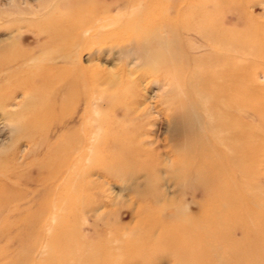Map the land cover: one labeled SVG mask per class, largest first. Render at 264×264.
Listing matches in <instances>:
<instances>
[{
	"label": "bare ground",
	"instance_id": "bare-ground-1",
	"mask_svg": "<svg viewBox=\"0 0 264 264\" xmlns=\"http://www.w3.org/2000/svg\"><path fill=\"white\" fill-rule=\"evenodd\" d=\"M25 1L27 5L22 7V0H12L11 12L16 17L11 25L17 28L10 38L21 44L28 42V49L1 60L0 70L5 73L0 76V90L17 83L20 86L24 77L32 90L37 89L41 102L36 108L40 114L33 117L30 126L40 140L31 152L14 149L7 156H0V165L11 164L24 171L0 172V225L13 219L0 229V245L5 242L0 247V264H64V211L72 200L70 192H65V182H73L72 177L77 176L73 172L67 174L66 169L78 162L77 154L84 157L82 149L88 141L64 147L62 152L52 149L49 142L75 121L79 106L85 105L82 116L99 106L93 97L99 82L85 67L94 66L95 58L91 54L89 65H85L83 54L109 44V17L113 19V13L129 19L128 24L134 19H162L165 25L158 27L168 26L172 32V36L162 40L175 42L176 58L185 52L205 66L197 81L202 90L187 96L186 104L180 105V114L174 110L167 117L166 132L170 135L165 139L172 147L170 152H185L173 155L170 166L172 171L182 170L181 177L193 183L186 185L185 192L189 193L194 185L201 191H191L190 202L182 198L180 205L172 208L170 220L159 221L137 213L139 221L161 228V237L169 242L184 244L190 240L195 244L199 237L188 234L195 232L204 220L207 224L209 219L217 220V224L209 223L212 238L229 244L254 245V255H263L260 246H264V187L247 185L264 155V83L257 81L258 70L264 66V21L252 18L260 6L253 0ZM161 2L166 4L161 11L164 17L157 19ZM137 5L140 9H130ZM233 23L237 27L226 28ZM22 27L30 34L22 33ZM49 48L61 59L57 62L51 55L54 61L46 66L44 50ZM45 89L47 92L41 93ZM1 97L0 106L12 103V96ZM69 106L76 111L72 110L70 119L65 120ZM139 108L130 112L135 111V117L147 114L148 107ZM57 114L62 116L58 122L54 121ZM161 143L159 138L149 139L135 132L120 153L139 161V169L152 174L158 165L150 158L163 154ZM195 210L201 212L199 216L192 215ZM236 231L241 237L236 236ZM154 236L150 233L143 240L150 241ZM149 247L144 242L137 248H125L129 253ZM113 251L117 250L109 248V253Z\"/></svg>",
	"mask_w": 264,
	"mask_h": 264
},
{
	"label": "rangeland",
	"instance_id": "rangeland-1",
	"mask_svg": "<svg viewBox=\"0 0 264 264\" xmlns=\"http://www.w3.org/2000/svg\"><path fill=\"white\" fill-rule=\"evenodd\" d=\"M29 1L34 3L36 0ZM253 3L258 4L261 9L254 12L252 18L264 21V0H253ZM159 4L157 19L162 18L161 11L166 5L164 2ZM13 5L12 0H0V62L3 58L26 49L28 44H21L10 38L15 34H12V30L17 28L11 25L16 17L11 12ZM26 5V1L22 0L21 6ZM140 7L137 5L130 9ZM112 16L113 19L109 17V44L102 46V50L95 48L91 53L83 54L85 65H89L91 54L95 58L94 66L85 67L91 70L93 78L99 82L93 96L94 103L99 106L92 107L84 116L85 105L79 106L73 117L75 121L49 142L52 149L62 152L64 147L88 141L83 146L84 150L82 149L84 157L80 158V154H77L78 162L73 168L71 166L66 169L67 174L73 172L77 176L72 177L73 182H65V192H70L68 195L72 196V200L66 203L64 211L67 236L64 264H98L97 260L104 264H264V254L255 256L254 245L229 244L218 240V237L212 238L209 223L217 224V220L209 219L211 221L208 220V224L204 220L195 232L188 234L199 237L195 244L190 240H186L184 244L169 242L161 237V228H152L139 221L137 213L152 216L159 221L170 220L172 208L178 203L179 206L182 198L190 202L189 193L201 191L194 185L189 193L185 192L186 185L191 186L193 183L181 177L182 170L176 168L172 171L170 168L171 157L185 152L180 149L170 152L172 147L169 140L165 139L170 135L166 132L167 117L173 115L174 110L180 114V105L186 104L187 96L193 91L195 93L202 90V85L197 81L205 66L202 62H194L193 55L185 52L176 58L173 52L175 42L162 40L164 36H172L170 27H158L163 24L162 19H134L128 24L129 19L118 17L115 13ZM169 24L168 21L166 25ZM23 27L20 31L30 34ZM235 27L237 26L233 23L226 28ZM44 51L39 54L46 56V66L54 60L60 61L61 58L56 57L57 54L50 48ZM96 63L99 66H95ZM258 71L257 81L264 83V66ZM4 73L0 70V76ZM26 80L24 77L21 87L17 83L12 88L0 90V99L1 96L13 97L8 107L0 106V156H7L14 149L31 152L38 147L36 144L40 136L31 129L30 123L33 117L40 114L36 107L41 101H38L37 89L32 90ZM139 107H148V112L135 117V111H130L132 108L141 109ZM72 110L76 111L71 106L67 108L65 120L70 119ZM61 117V114L55 115L54 121L58 122ZM135 132H141L145 138L161 139V149L164 152L159 158H150L158 165L152 174L141 171V165L136 163L139 161L134 162L120 153ZM91 153L94 154L93 158ZM57 158L60 159L59 156ZM0 166H3L0 167L1 173L13 170L24 172L23 168L16 170L11 164ZM255 171L256 175L247 185L264 187V155L262 161L256 163ZM15 183L21 185L18 181ZM191 213L199 216L201 212L195 210ZM11 220L13 219L5 224ZM178 222L182 221L179 219ZM5 224H1L0 229L3 230ZM169 225L172 229L175 228L173 223ZM150 233L155 236L150 241H144V236ZM235 233L237 237H241L239 231ZM144 242L151 247L141 252L127 253L125 247L137 248ZM4 245L5 242L0 247ZM109 248L117 251L109 253ZM260 249L264 252V246H260Z\"/></svg>",
	"mask_w": 264,
	"mask_h": 264
}]
</instances>
